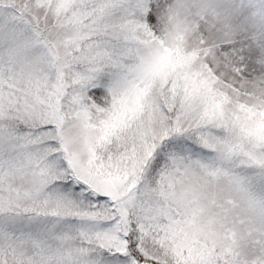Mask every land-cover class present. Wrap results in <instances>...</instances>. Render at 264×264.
<instances>
[{
	"label": "snow or ice",
	"instance_id": "1",
	"mask_svg": "<svg viewBox=\"0 0 264 264\" xmlns=\"http://www.w3.org/2000/svg\"><path fill=\"white\" fill-rule=\"evenodd\" d=\"M0 264H264V0H0Z\"/></svg>",
	"mask_w": 264,
	"mask_h": 264
}]
</instances>
